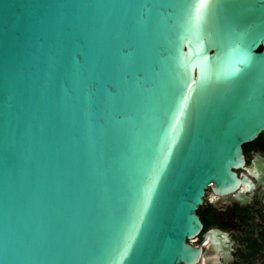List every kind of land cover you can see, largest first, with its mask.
<instances>
[{
	"label": "water",
	"instance_id": "obj_1",
	"mask_svg": "<svg viewBox=\"0 0 264 264\" xmlns=\"http://www.w3.org/2000/svg\"><path fill=\"white\" fill-rule=\"evenodd\" d=\"M199 2L0 0V264H197L264 194V0Z\"/></svg>",
	"mask_w": 264,
	"mask_h": 264
},
{
	"label": "flooded vegetation",
	"instance_id": "obj_2",
	"mask_svg": "<svg viewBox=\"0 0 264 264\" xmlns=\"http://www.w3.org/2000/svg\"><path fill=\"white\" fill-rule=\"evenodd\" d=\"M248 168H252L255 154L264 157V133L251 144L244 146ZM245 174L253 181L255 188L250 192L249 187H242L243 193L248 200L240 202L236 196L233 201L215 196L211 189L206 193L205 202L198 211L203 223L204 231L193 241V246L203 248V256L197 264H251L252 260L259 255L264 240V194L261 195L260 187L246 170L238 171ZM209 229H217L228 234V240L218 238L214 252L208 250V241L204 239V233ZM259 229L262 236L254 237L251 233ZM238 233V235L236 234ZM245 243V246H244ZM243 248H249L246 253ZM256 248V251L254 250Z\"/></svg>",
	"mask_w": 264,
	"mask_h": 264
},
{
	"label": "rangeland",
	"instance_id": "obj_3",
	"mask_svg": "<svg viewBox=\"0 0 264 264\" xmlns=\"http://www.w3.org/2000/svg\"><path fill=\"white\" fill-rule=\"evenodd\" d=\"M238 235V233H236ZM254 237L256 238H259L260 236H262V232L259 230V229H255L253 230V232L251 233ZM261 245H262V249L259 253L258 256H256L255 259L252 260V263L251 264H264V240L261 242ZM244 246H245V243H244ZM243 250L246 252V253H250V250L249 248H243ZM246 262H244L245 264Z\"/></svg>",
	"mask_w": 264,
	"mask_h": 264
},
{
	"label": "snow or ice",
	"instance_id": "obj_4",
	"mask_svg": "<svg viewBox=\"0 0 264 264\" xmlns=\"http://www.w3.org/2000/svg\"><path fill=\"white\" fill-rule=\"evenodd\" d=\"M205 7V0H200V2L196 5H193V8L195 9V12L197 14V18H199V15H200V12H201V9ZM127 251V246H125L123 252H121V255L124 254V252Z\"/></svg>",
	"mask_w": 264,
	"mask_h": 264
},
{
	"label": "trees",
	"instance_id": "obj_5",
	"mask_svg": "<svg viewBox=\"0 0 264 264\" xmlns=\"http://www.w3.org/2000/svg\"><path fill=\"white\" fill-rule=\"evenodd\" d=\"M254 250L256 251V248H254Z\"/></svg>",
	"mask_w": 264,
	"mask_h": 264
}]
</instances>
